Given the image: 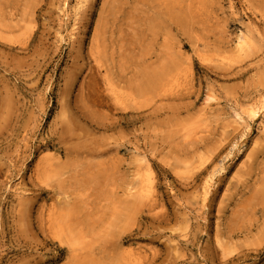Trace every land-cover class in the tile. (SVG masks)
Here are the masks:
<instances>
[{
    "label": "rangeland",
    "instance_id": "1",
    "mask_svg": "<svg viewBox=\"0 0 264 264\" xmlns=\"http://www.w3.org/2000/svg\"><path fill=\"white\" fill-rule=\"evenodd\" d=\"M0 264H264V0H0Z\"/></svg>",
    "mask_w": 264,
    "mask_h": 264
},
{
    "label": "bare ground",
    "instance_id": "2",
    "mask_svg": "<svg viewBox=\"0 0 264 264\" xmlns=\"http://www.w3.org/2000/svg\"><path fill=\"white\" fill-rule=\"evenodd\" d=\"M211 180H212V179H211ZM211 180H210V181H211ZM210 181H208V182H210ZM208 189H209V184H207L206 187H205V193H207Z\"/></svg>",
    "mask_w": 264,
    "mask_h": 264
}]
</instances>
